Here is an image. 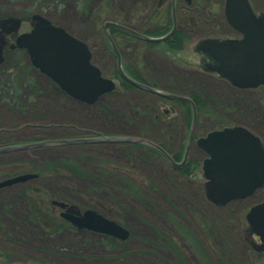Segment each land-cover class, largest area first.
<instances>
[{
    "label": "rangeland",
    "instance_id": "1",
    "mask_svg": "<svg viewBox=\"0 0 264 264\" xmlns=\"http://www.w3.org/2000/svg\"><path fill=\"white\" fill-rule=\"evenodd\" d=\"M126 1L121 0L125 4ZM252 1L264 10V0ZM100 2L0 0V18H21L18 29L21 33L29 30L31 15L39 14L51 24L83 38L86 33L91 35L90 25L95 20ZM103 22L100 20V29ZM200 37L197 33L191 35L184 40L182 49L176 51L161 45L148 48L140 40L133 50L134 58L138 67L144 69L146 79L178 84L186 93L200 91L213 115L217 112L223 114L221 124L214 123V116H199L195 138L217 129L212 128L215 125H238L264 143V86L238 89L215 74H204L198 66L200 54L194 49ZM92 43V51L95 58L100 59L97 60L100 66L105 70L106 64H110L105 70L106 78L117 86L118 80L111 72V58L116 68L115 58L109 56L104 41L94 39ZM0 53V84L1 81L5 86L10 82L17 87L24 84L20 95L14 99L19 102L14 104L15 107L10 104L11 99L0 95L4 97L0 100V147L38 138H66L71 133H76L77 137H141L137 133L142 128L155 138L159 136L157 128L152 131L151 127H142L147 118L138 117V114L146 112L153 115L157 110L172 109L175 112L169 116L178 120L175 118L179 117L177 104L158 100L154 111V106L149 109L143 104L140 93L131 90L121 92L120 87L115 92L117 96L104 95L97 99L110 103L100 111L95 107L97 103L73 102L62 92L46 91L39 96L33 83L46 90L47 80L32 68L25 50L14 47L6 51L2 49ZM21 71L30 75V83L21 81L24 78ZM30 90L35 91L31 93ZM223 108L226 111H222ZM14 109L18 113L15 114ZM133 110L137 114H133ZM69 124L81 129L75 132L65 128ZM164 136H173L171 129L166 130ZM187 136L182 141H187ZM104 143L94 144L93 150H83L77 145L69 147L68 144L63 148L37 147L0 156L2 167L21 165L27 171L37 170L41 175L40 179L0 189V264H264L263 251L255 248L260 243L259 238L252 233L246 219L249 207L261 201L262 190L243 200L233 201L236 205L216 206L204 196L201 162L191 174L183 173L181 169L185 165L175 169L144 147ZM197 149L194 141L191 142L186 162H194L200 154ZM67 163L85 168L87 175L96 171V174L104 176L97 177L100 182L96 183L86 178L85 173L70 172L65 167ZM109 171L110 176L106 175ZM129 180L141 189L140 195L144 194L141 199L145 202L133 197L135 194L129 191L131 189L126 182ZM27 184L38 187L39 196L44 200L42 208H50L54 213L52 216L58 218L59 209L51 200L72 202L82 210L94 209L88 207V201L98 202L114 216L112 220L127 231V237L123 240L112 237L118 245L108 248L102 243L104 234L99 232L75 228L54 234L43 232L24 220L29 205L19 196V191ZM201 218L210 223L215 219L216 225L205 230L207 225L201 224ZM13 219L20 220L21 224L17 226Z\"/></svg>",
    "mask_w": 264,
    "mask_h": 264
},
{
    "label": "water",
    "instance_id": "2",
    "mask_svg": "<svg viewBox=\"0 0 264 264\" xmlns=\"http://www.w3.org/2000/svg\"><path fill=\"white\" fill-rule=\"evenodd\" d=\"M175 3L171 0L172 26L158 37L148 36L113 21L102 25L104 36L111 48L120 77L139 89L157 94L164 98L178 100L190 105L191 125L188 139L180 162L174 161L163 148L150 140L132 136H101L73 139L39 140L23 144L0 147V153L28 147L85 142H129L146 145L159 152L173 168H181L187 161L191 142L200 148L205 157L201 170L205 179L204 196L216 206H224L235 200H242L256 190L264 194V146L261 140L242 126H224L213 129L193 139L196 123V108L193 101L183 95L154 88L131 78L122 68L121 56L109 34L115 28L147 42H163L176 30ZM223 13L226 23L239 37L224 40H204L202 50L217 61L216 70L232 86L237 88L264 86V12H253L248 0H224ZM32 28L15 38V45L24 48L31 57V63L50 77L72 98L94 103L102 94L112 90L114 82L100 75L99 69L91 63V52L87 44L66 32L62 27L53 25L39 14L31 16ZM19 21L0 20V52L5 39L4 33L16 32ZM1 59V53H0ZM27 173L0 181V187L35 177ZM63 210L60 216L77 229H87L107 234L121 240L127 231L118 223L109 220L93 209L82 211L73 204L53 202ZM246 219L253 234L258 236L259 245L264 253V195L261 201L252 205L246 212Z\"/></svg>",
    "mask_w": 264,
    "mask_h": 264
},
{
    "label": "trees",
    "instance_id": "3",
    "mask_svg": "<svg viewBox=\"0 0 264 264\" xmlns=\"http://www.w3.org/2000/svg\"><path fill=\"white\" fill-rule=\"evenodd\" d=\"M126 1V0H125ZM251 7L255 11H263L258 6L256 7L252 0H249ZM170 3L171 0H127L126 4L121 2V0H101L100 6L97 10V13L95 15V20H92V23L90 25L91 28V35L86 33L85 37L80 38L76 35H74L72 32H70L75 37L81 39L82 41L86 42L92 52V62L99 68V71L102 76L106 77L105 70L107 71L109 63L106 64V69L104 70L100 65L99 61L100 59H96L93 53V43L94 39L102 40L104 41L109 56H113L112 51L110 50L107 42L105 41V38L102 33V28L100 29V20L106 21L111 20L114 22H117L119 24H122L124 26H127L129 28H132L138 32H141L143 34L149 35V36H161L168 32V30L171 28L172 20H171V13H170ZM223 0H177L176 3V31L172 36H170L167 40L161 43H148L144 42L148 48H152L155 45H161L162 47H165L168 50L176 51L180 50L183 47V42L185 39L191 38V35L193 34H199L201 35L200 39L194 44V49L200 54V61L198 63V66L201 71L207 74H215L217 77L226 82V80L218 74V72L215 70L216 67V61L211 58L206 52H203L199 49L198 44L201 40L204 39H222L227 36H235V32L230 29V27L226 24L223 16ZM109 33L115 42L116 47L121 53L122 56V65L124 67L125 72L131 76L132 78L136 80H145L148 84L152 86H156L159 88H162L164 90L187 95L189 96L197 110V118H200L201 115H210L214 116V123L221 124L220 122L224 121L223 114L220 112H217V114H214L208 109V105L206 102V97L201 96L200 91L195 90L190 92H184L183 88L178 87V84L169 82V81H158V80H149L146 79L144 76L143 69L138 67V64L134 58L133 50L136 47L138 43L141 41L135 38L134 36L130 34H126L124 32H121L118 29L110 28ZM224 37H223V36ZM222 36V37H221ZM221 37V38H219ZM96 44V43H95ZM114 57V56H113ZM112 59V76L116 79H118V85L113 88L109 93L105 94V96H112L115 97L117 94H115L116 91H118L120 87L122 89L121 92H126L128 90L136 91L137 93H140L141 100L145 106H148V108H154V111L157 109L156 104L158 100L162 101H168L177 104L179 108V117L175 116H169V113H174V111L171 110H157L155 114L151 115L150 113H140L138 114V117L141 115L144 117V124H141L142 127H151L152 131L157 128L159 136L151 137L149 134H146V129H140L138 131V135H140L143 138H148L149 140L155 142L156 144L160 145L175 161H180L183 154L185 141H182L184 139L189 131L190 127V121H191V110L190 106L184 102L175 101V100H169L160 96H156L154 94L148 93L146 91L139 90L138 88H135L134 86L130 85L129 83L123 81L119 78V75L117 73L116 68H114V60ZM99 60V61H97ZM22 73V71H21ZM23 80L22 82H25V84L31 82V77L28 73H22ZM21 79V78H20ZM2 84H0V95H6V99H17L18 95H20V90L22 89L23 83L17 85L14 82H10L4 85L5 83L1 81ZM14 83V84H13ZM28 86V85H27ZM8 87V88H7ZM29 87V86H28ZM35 87V86H34ZM53 89V87H51ZM199 88H201L199 86ZM30 89V88H29ZM57 89H54V91ZM31 93H34L35 90H30ZM4 97H0V100H2ZM209 100V99H208ZM97 105L95 107L98 111L101 110V108H105L107 106L108 101H101L98 100L95 102ZM110 104V103H109ZM222 111H226L225 108H223ZM136 113L133 110V114ZM137 114V113H136ZM167 118V120H166ZM140 123V121H139ZM138 123V124H139ZM144 125V126H143ZM221 126L216 127L213 126L212 128H221ZM173 133V136L165 137L164 133L166 130H170ZM143 130V132H142ZM203 130V129H202ZM210 130V129H209ZM207 130H204L206 132ZM174 140H179L178 143H176ZM117 145L120 147L125 145L130 146H141L146 148L150 153L154 154L155 156H158L163 159V157L156 152L155 150L139 145V144H132V143H117ZM264 145V143H263ZM92 147V145H90ZM197 151L200 153L199 156H197L194 159V162H187L185 167L181 169L183 173L187 172L191 174L196 169L200 167V162L202 160L203 153L197 149ZM2 154H0L1 156ZM181 155V156H180ZM80 157H83L81 155ZM81 161H83L81 159ZM66 165V168L71 169V165L75 168L76 165L69 164ZM77 171L79 173H85L83 174L86 178L91 179L92 181L98 183L100 182L97 177L104 176L98 175L95 173L89 174L86 173L85 168L78 167ZM27 172H38L37 170L27 171L24 167H21V165H13V166H6L2 167L0 166V179L12 177L17 174L21 173H27ZM77 173L76 171H74ZM102 172V171H101ZM109 171L106 175L110 176ZM103 173V172H102ZM106 173V171H104ZM98 175V176H97ZM95 177V179L93 178ZM41 177L38 176V178L34 179H40ZM29 180L24 181L23 183H27ZM102 181V180H101ZM107 182V181H105ZM127 185L129 184V188L131 189L132 193L135 194L133 197L139 198L138 200L141 202H145V200L141 199V189L137 188L135 184H133L130 180L126 181ZM103 184V183H101ZM16 185V184H15ZM12 187V186H11ZM35 186H29L27 184L25 187H22L20 189L19 196L24 200L27 201V204L29 205L27 209V216L24 218L25 222H29L38 228H41L43 232L47 233H56L62 230L67 229H74V227L69 226L65 221H63L61 218H58L57 216H52L53 211H51L50 208L44 207V200L39 196V189ZM39 191V192H38ZM29 192V193H28ZM89 205L88 207L94 208L96 211L101 213L103 216L114 219V216L102 208V206L99 205L98 202H91L88 201ZM234 202H230L227 205H233ZM98 205V206H96ZM236 205V204H235ZM55 221H54V219ZM215 219L219 220L220 217H215ZM215 219L211 221H207L206 218H201V224L207 225L205 230H211L213 228V224L216 225ZM13 222L17 224H21L20 220H14ZM210 232V231H209ZM17 238V242H18ZM103 245L108 248H114L118 245V241L110 236H105L103 240ZM260 254V253H259ZM4 256V253L3 255ZM5 256L8 257V254L5 253ZM264 260V258H263Z\"/></svg>",
    "mask_w": 264,
    "mask_h": 264
},
{
    "label": "flooded vegetation",
    "instance_id": "4",
    "mask_svg": "<svg viewBox=\"0 0 264 264\" xmlns=\"http://www.w3.org/2000/svg\"><path fill=\"white\" fill-rule=\"evenodd\" d=\"M176 3H177V0H176ZM176 3H175V10H176ZM252 10H253V8H252ZM170 12H171V3H170ZM253 12H255V13H258V12H261V11H255V10H253ZM175 14H176V12H175ZM224 16V15H223ZM225 20V19H224ZM226 22V21H225ZM227 24V23H226ZM228 25V24H227ZM229 26V25H228ZM20 27V26H19ZM31 29V26H30V28H29V30ZM177 29V28H176ZM231 29V28H230ZM232 30V29H231ZM136 31V30H135ZM176 31V30H175ZM138 32V31H137ZM16 33V32H15ZM12 34V32H8L6 35H4V38L5 39H8V41H10V42H12V41H14L13 39H15V36H16V34ZM174 34V33H173ZM172 34V35H173ZM236 34V33H235ZM171 35V36H172ZM237 35V34H236ZM232 37H235V36H229V37H225V38H222L221 40H226V39H231ZM136 38V37H135ZM138 40H140L139 38H137ZM167 40V39H166ZM143 41V40H142ZM202 41L203 40H201L200 42H199V44H198V47H199V49L200 50H202V45H201V43H202ZM144 42H147V41H144ZM164 42V41H163ZM149 43V42H148ZM118 49V48H117ZM119 51V50H118ZM119 53H120V51H119ZM120 55H121V53H120ZM145 56V55H144ZM121 58H122V56H121ZM143 60H145V59H143ZM35 70H36V72L38 73V75L40 76V77H44L46 80H47V84H48V86H47V88H46V90H42L41 89V87L39 88V86H37L36 84H35V87H36V90H37V93L39 94V96H40V94L41 95H44L43 93H45L46 91H54V89H57V90H55V91H57V92H62L64 95H66V96H68V97H70L69 96V94L67 93V92H65L64 90H62V89H60V87L50 78V77H48L47 75H45L44 73H42V72H40L39 71V69H37V68H35ZM144 70V69H143ZM144 72V71H143ZM204 73V72H203ZM145 74V73H144ZM204 74H207V73H204ZM136 80V79H135ZM137 81H140V80H137ZM150 85V84H149ZM51 87H53V89L51 88ZM139 90H142V89H139ZM143 91V90H142ZM104 96V95H103ZM73 100V99H72ZM73 102H76V100H73ZM78 102V101H77ZM80 102V101H79ZM81 103V102H80ZM31 126H34V125H31ZM65 128H68L69 130H76L75 132H78L81 128H79V127H77V126H75L74 124H69L68 126H66ZM74 134H76V133H71V134H69L68 136H65L66 138H77V136L76 135H74ZM79 136V135H78ZM41 139H52V138H38V139H34V140H41ZM53 139H56V138H53ZM33 141V140H32ZM117 143H119V142H105L104 144H113V145H117ZM94 144H102V143H96V142H85V143H69V147L70 146H74V145H77V146H81V147H83V150H93L94 149V147H90V145H92V146H94ZM103 144V145H104ZM56 147V148H63V147H65V146H68V144H49V145H40V146H35V147H31V148H25L24 150H32V148H39V147H44V148H49V147ZM18 151H20V150H18ZM17 152V151H16ZM69 166V165H68ZM77 167V166H76ZM78 168V167H77ZM69 169V171L70 172H74V171H77V169L74 167V166H72L71 165V169L70 168H68ZM109 170H112V169H110L109 168ZM85 171L87 172L88 170H86L85 169ZM94 171V170H93ZM36 174H37V177L36 178H38V176H41L40 175V173L39 172H35ZM32 180V179H31ZM10 187V186H9ZM64 201V202H63ZM63 201H61L62 203H64L65 204V206L67 205V204H74V203H72V202H66L65 200H63ZM51 202H52V204H54L53 202H55V200H51ZM55 205V204H54ZM58 209H59V213H58V215L60 216V212H61V210H62V208L61 207H59V206H57V205H55ZM81 211H82V209H80ZM60 218H62L61 216H60ZM63 219V218H62ZM71 224V223H70ZM71 226H72V224H71ZM104 236H107V235H104Z\"/></svg>",
    "mask_w": 264,
    "mask_h": 264
},
{
    "label": "bare ground",
    "instance_id": "5",
    "mask_svg": "<svg viewBox=\"0 0 264 264\" xmlns=\"http://www.w3.org/2000/svg\"><path fill=\"white\" fill-rule=\"evenodd\" d=\"M133 36V35H132ZM112 38V37H111ZM105 41L107 42V40L105 39ZM112 41H113V39H112ZM114 42V41H113ZM114 44H115V42H114ZM116 46V45H115ZM122 68H123V70H124V67H123V65H122ZM117 70V69H116ZM125 71V70H124ZM117 73H118V71H117ZM118 75H119V73H118ZM119 78L120 79H122L121 77H120V75H119ZM111 80V79H110ZM118 80V79H117ZM123 80V79H122ZM123 81H125V80H123ZM126 82V81H125ZM140 82L141 83H143V84H146V85H148V83L147 82H145V80H140ZM131 85V84H130ZM154 88H158V89H162V88H159V87H156V86H153ZM162 90H164V89H162ZM146 92H148V91H146ZM148 93H151V92H148ZM151 94H153V93H151ZM154 95H156V96H158L157 94H154ZM38 96V95H37ZM34 97H36V96H34ZM12 106H14V104H15V101L12 99V101H11V103H10ZM26 104L27 105H29L27 102H26ZM15 107V106H14ZM14 111V113L16 114V113H18L17 112V110L16 109H14L13 110ZM70 123V122H69ZM121 143H126V142H121ZM13 144H15V143H13ZM19 144H21V143H19ZM15 176H18V175H14L13 177H15ZM11 177V176H10ZM15 184V183H14Z\"/></svg>",
    "mask_w": 264,
    "mask_h": 264
}]
</instances>
